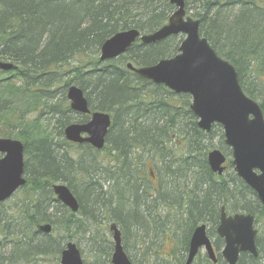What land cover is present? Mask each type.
Returning a JSON list of instances; mask_svg holds the SVG:
<instances>
[{"label": "trees", "instance_id": "trees-1", "mask_svg": "<svg viewBox=\"0 0 264 264\" xmlns=\"http://www.w3.org/2000/svg\"><path fill=\"white\" fill-rule=\"evenodd\" d=\"M190 1L202 11L201 36L235 67L244 93L264 113V0ZM173 12L170 0H0V61L18 66L0 70V137L24 144L27 179L16 210L9 201L0 204V264H60L67 243L88 235L94 244L104 220L118 225L128 255L132 231L145 264H185L201 224L221 250L216 229L223 206L254 215L260 227L258 258L244 253L238 264H264V207L230 161L223 176L208 164L214 149L231 155L222 127L203 132L189 96H175L122 65L149 67L172 58L183 36L154 45L137 41L119 59L99 60L117 33L155 32ZM70 85L83 89L93 111L112 116L102 151L64 138L67 126L89 120L70 109ZM57 183L73 192L77 213L55 198ZM41 224L52 232H38ZM91 252L94 264L110 262L102 247ZM193 264L212 263L205 256Z\"/></svg>", "mask_w": 264, "mask_h": 264}, {"label": "water", "instance_id": "water-1", "mask_svg": "<svg viewBox=\"0 0 264 264\" xmlns=\"http://www.w3.org/2000/svg\"><path fill=\"white\" fill-rule=\"evenodd\" d=\"M175 11L168 23L150 34L138 30L119 32L108 39L100 50V62L111 61L124 55L137 40L142 45L161 43L170 37L183 35L178 54L149 67L127 69L139 78L157 86H165L175 95L191 97L190 110L198 119L200 130L210 133L214 125L224 132V143L231 149V159L236 175L255 192L264 206V114L259 104L245 95L235 67L217 55L208 40L200 34V21L186 14L185 0H170ZM12 63L0 62V70L13 71ZM70 108L77 114L90 116L87 123H74L64 130L65 139L74 144H89L100 151L112 128V117L105 112H92L83 89L71 85L67 91ZM211 171L223 175L226 156L220 150L211 151L207 157ZM24 144L15 139L0 137V204L13 197L25 186ZM56 199L71 212L79 211V202L68 186H53ZM255 217L251 214L229 215L221 208L217 235L224 241L220 253L226 264H238L241 254L258 258ZM37 231L50 234V224L38 225ZM113 238L111 264H132L127 255L122 233L117 224L110 225ZM201 250L216 264L218 256L207 235L205 224L195 228L185 264H193ZM61 264H85L75 243H69L61 253Z\"/></svg>", "mask_w": 264, "mask_h": 264}, {"label": "rangeland", "instance_id": "rangeland-1", "mask_svg": "<svg viewBox=\"0 0 264 264\" xmlns=\"http://www.w3.org/2000/svg\"><path fill=\"white\" fill-rule=\"evenodd\" d=\"M185 10L188 16L192 17L193 19H198L197 16L199 15V13H201L202 11L198 9V5L197 4H192L191 1H187L186 2V6H185ZM100 57V56H99ZM123 66H125V64H122ZM78 67H80L79 65H77ZM70 78L74 77V74H71L69 76ZM191 101V100H190ZM218 138H216L214 140V143L217 144L218 143ZM222 152L224 154L227 155V153H225L223 150ZM26 161V158H25ZM147 166H150V161H147ZM226 172L229 171V165L226 166ZM225 172V173H226ZM24 193L20 190L18 191L10 200H8L9 205L11 207L12 210H16V204L17 202H19L20 200L23 199L24 197ZM112 222H108V220H104L101 221L99 223V225H97V233L99 235L98 239L96 240V242L94 244L90 243L88 238L89 236L86 235L85 237L81 238V235L78 236V239L75 242V244L80 246V249L82 250V255H83V259L84 262L86 264H94L95 263V254L91 252V248L93 246H95V248H101L102 247V254L103 257L108 260V258L110 259V262L105 263V264H111V255L113 252V238L112 235L109 231V227L111 225ZM260 229V227H259ZM102 240H104V242H102ZM213 241H216V238H212ZM127 245H128V253L133 261L134 264H145V260L143 259V256H141L140 248H138L135 245L134 242V236L133 233L131 231V234L129 235L128 239H127ZM170 246H173V244L171 242L167 243V245H165V247L163 248V252H169L168 248H170ZM157 249V247L155 248ZM142 251V250H141ZM106 254L109 255V257L106 256ZM205 257V252L202 251L201 254L199 255V259H203ZM46 264H53L50 263L49 260Z\"/></svg>", "mask_w": 264, "mask_h": 264}, {"label": "bare ground", "instance_id": "bare-ground-1", "mask_svg": "<svg viewBox=\"0 0 264 264\" xmlns=\"http://www.w3.org/2000/svg\"><path fill=\"white\" fill-rule=\"evenodd\" d=\"M153 33V32H152ZM148 34H150V33H148Z\"/></svg>", "mask_w": 264, "mask_h": 264}, {"label": "flooded vegetation", "instance_id": "flooded-vegetation-1", "mask_svg": "<svg viewBox=\"0 0 264 264\" xmlns=\"http://www.w3.org/2000/svg\"><path fill=\"white\" fill-rule=\"evenodd\" d=\"M26 177V176H25Z\"/></svg>", "mask_w": 264, "mask_h": 264}]
</instances>
